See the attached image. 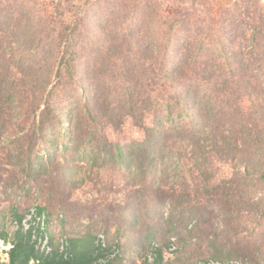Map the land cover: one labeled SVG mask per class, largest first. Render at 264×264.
Listing matches in <instances>:
<instances>
[{"label":"trees","instance_id":"1","mask_svg":"<svg viewBox=\"0 0 264 264\" xmlns=\"http://www.w3.org/2000/svg\"><path fill=\"white\" fill-rule=\"evenodd\" d=\"M93 10L101 13L104 44L82 88L79 43ZM128 121L142 139L108 137L107 128L122 130ZM188 159L194 181L209 182L220 161L242 166L247 185H264V0H0V171L18 170L19 187L46 194L40 211L64 223L67 182L75 187L88 173L118 171L131 186L134 218L165 204L182 215L189 194L162 187ZM28 209L13 207L12 222ZM51 232L46 254L30 232L0 230L12 245L0 264H114L122 257L120 235L110 239L105 228L62 235L64 251ZM171 237L144 250L153 241L168 246ZM114 249L117 258L103 260Z\"/></svg>","mask_w":264,"mask_h":264},{"label":"rangeland","instance_id":"2","mask_svg":"<svg viewBox=\"0 0 264 264\" xmlns=\"http://www.w3.org/2000/svg\"><path fill=\"white\" fill-rule=\"evenodd\" d=\"M101 23V13L98 10L89 12L86 18V33L79 43L83 54L76 82L82 88L88 84L87 71L95 55L101 53L104 44L101 40ZM160 59L164 63V58ZM86 92H89L88 89ZM121 129L117 131L107 128L108 137L112 140H122L124 143L143 137L142 130L129 121ZM6 138L3 137V141ZM181 163L184 165L179 169V175L172 171L162 188L168 195L173 192L189 194L184 202L182 215L177 212L171 215L170 205L165 204L151 215L134 218L129 207L131 204L128 196L132 189L129 187L128 178L118 171H102L100 175L88 173L86 180L80 181L75 187L67 182L62 193L69 204L66 221L61 223L60 220L54 219L53 233L59 237H76L105 228L110 239L115 234L120 235L122 257L114 264H139L144 246L150 240L156 239L165 243L173 235L178 238L181 249L168 257L165 264H192L203 258H213L215 255H219L221 260L240 257L247 258L251 264H264V185L257 182L252 185L249 181L247 185L243 181L242 166L235 169L220 161L213 163L211 169L214 174L209 182H201L202 177L194 181L197 172L191 174L188 171L193 164L191 160H181ZM86 170L84 165L77 178H81L79 176H83ZM21 178L18 170L0 171V230L4 229L10 235L14 230L13 207H17L22 213L37 203L46 204L49 199L46 194L37 197L39 194L35 186L31 190L19 187L16 182ZM222 192L228 196L232 194L233 198L226 202L221 201L218 197ZM103 201L107 203L105 217L99 212L100 203ZM138 206H133V209ZM52 208L58 213L61 206L56 201ZM123 208L124 215L121 214ZM190 216L196 217L195 221H190ZM94 218L98 219L92 221ZM9 248L7 242L5 249H0L2 261L9 260Z\"/></svg>","mask_w":264,"mask_h":264},{"label":"built area","instance_id":"3","mask_svg":"<svg viewBox=\"0 0 264 264\" xmlns=\"http://www.w3.org/2000/svg\"><path fill=\"white\" fill-rule=\"evenodd\" d=\"M52 223L53 221L49 218L48 214L44 211H40L36 205L31 206L26 212L25 216L21 221H13L12 226L15 229L21 228L23 231L30 232L32 235V240L36 243L37 248L43 253H50L53 250L52 244ZM58 243L61 251H64L67 245V240L65 236H60L58 238ZM98 243L104 248L107 246L106 235L100 233L98 236ZM10 248L12 245L9 243ZM6 243L2 238H0V249H5ZM9 248V249H10ZM180 250V244L176 236L170 238L168 246L153 241L149 246L141 253L139 264H165L168 257ZM160 253L161 257L160 258ZM120 254L118 249H114L112 253L108 255V258L103 260L109 261L114 260ZM195 264H251L250 261L245 258H235L229 260H199Z\"/></svg>","mask_w":264,"mask_h":264}]
</instances>
